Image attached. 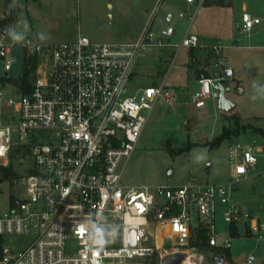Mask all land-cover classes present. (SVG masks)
I'll list each match as a JSON object with an SVG mask.
<instances>
[{"label": "built area", "instance_id": "built-area-1", "mask_svg": "<svg viewBox=\"0 0 264 264\" xmlns=\"http://www.w3.org/2000/svg\"><path fill=\"white\" fill-rule=\"evenodd\" d=\"M260 20L244 10L240 33L249 36ZM9 32L0 27L5 77L9 78L16 46L22 47L24 56L34 53L37 65L29 91L17 86V97H5L0 86L1 163L10 161L16 147L20 161L24 154L32 157L29 171L14 180L22 194L12 196L0 212V264H162L164 257L176 253L184 255L179 264L188 258L201 264L205 254L195 246L200 231L209 247L228 249L230 229L240 221L252 233L264 229L258 217L232 200L235 183L257 162L248 145L229 147L226 183L192 179L171 186L121 181L156 101L172 102L163 81L133 86L138 57L148 46L171 45L160 38L173 35L172 26L154 35L147 25L136 40L121 42L92 41L86 35L54 43L15 42ZM181 46L206 47L188 33L177 47ZM208 49L220 70L197 77L191 98L195 107L213 97L215 83L235 80L223 45L214 42ZM235 88L243 92L241 80H236ZM43 131L48 136L35 140V132ZM218 206L226 223L221 238L216 228ZM92 237L103 243L93 244ZM255 260L248 254L245 263Z\"/></svg>", "mask_w": 264, "mask_h": 264}, {"label": "rangeland", "instance_id": "rangeland-1", "mask_svg": "<svg viewBox=\"0 0 264 264\" xmlns=\"http://www.w3.org/2000/svg\"><path fill=\"white\" fill-rule=\"evenodd\" d=\"M207 1L211 4L207 5ZM207 1L195 9L181 0H0V27L19 34L20 40L54 43L71 41L78 35L100 42L132 41L147 25L154 35L172 26L173 35L160 38L171 45L148 46L138 57L133 82L136 87L159 85L163 81L173 95L172 102L164 98L156 101L124 166L121 181L127 185L171 186L192 179L197 183H226L230 179L229 147L236 143L248 145L255 151L257 162L245 178L235 183L232 200L264 223V0ZM244 10L261 19L249 36L240 33L238 28ZM186 32L199 37L206 46L194 50L197 63L192 65L189 47H177ZM214 42L223 45L225 62L231 65L243 85V92L238 93L236 80L223 81L229 88L226 97L236 105L230 112L219 110L214 97L207 99L202 107H195L191 101L198 86L195 79L198 75L192 73L193 67L203 66L211 73L219 68L207 48ZM12 55L14 61L7 72L9 79L5 77L0 59V86L5 97H17L19 93L14 80L22 73V47H14ZM1 108L2 120H6V106L3 104ZM236 118L242 129L223 139L218 146L210 147V140L223 126L235 128ZM48 134L47 131L35 132L34 138ZM257 148L260 151H256ZM10 158L8 163H1L0 159V164L10 165L17 177L0 181V212L6 209L12 196L22 194L23 189L14 180L28 172L32 165L29 154H24V161L19 160L17 152ZM218 208L216 228L221 238L226 233V223L221 216V206ZM233 228L236 234L230 247L214 249L222 254L228 252L225 264L234 261L246 264L248 254L255 256V262L264 259V229L252 233L240 221L231 227V236ZM195 246L204 253L199 239ZM168 258L164 257L162 264ZM201 264L210 263L203 258Z\"/></svg>", "mask_w": 264, "mask_h": 264}, {"label": "trees", "instance_id": "trees-1", "mask_svg": "<svg viewBox=\"0 0 264 264\" xmlns=\"http://www.w3.org/2000/svg\"><path fill=\"white\" fill-rule=\"evenodd\" d=\"M206 1L207 0H204V3ZM209 4H211V3L207 1V5H209ZM194 50H197V48H193V47L189 48V54H190V59H191L190 65H192V63H194V64L197 63L196 59H195L196 56L194 57ZM36 65H37V57L34 53L30 52L28 55L24 56L22 73L18 79L14 80L22 92L29 91L30 82H31V79L34 75V70L36 68ZM192 73L194 75H198V76L201 73H204L205 75H210L209 71L206 70V68H204L203 66L200 68H197V65L193 67ZM7 79H9V78H7ZM234 122H235V128L234 129H231L230 127H226V126L222 127L221 132L219 134H217L216 136H214L210 140V147L218 146L223 139L229 137L233 133L239 132L240 129H242V125L238 124L237 118L235 119ZM262 134H264V133H262ZM18 149L19 148L16 147L13 150L12 154H16ZM180 151H181V149H180ZM16 177H17V174L11 170L10 165H1L0 164V181H2L3 179L13 180ZM235 234H236V230L233 228L232 229V235H233L232 237H235ZM198 239H199V247L202 251H204L205 254H211V255L221 254V255H224L225 258H227L229 256L228 252H227V254H222L219 251H214L213 249H211L206 244V238L204 237V234L202 231H200L198 233ZM253 264H264V263H253Z\"/></svg>", "mask_w": 264, "mask_h": 264}, {"label": "water", "instance_id": "water-1", "mask_svg": "<svg viewBox=\"0 0 264 264\" xmlns=\"http://www.w3.org/2000/svg\"><path fill=\"white\" fill-rule=\"evenodd\" d=\"M6 74V72H4ZM214 92L213 97L217 100V107L219 110L223 112H230L235 108V103L226 97L225 93L229 90L228 87H225L223 83L218 82L213 85ZM184 258L183 254H172L169 256L168 260L165 262V264H179L182 259ZM205 259L210 264H225V256L218 254V255H211V254H205Z\"/></svg>", "mask_w": 264, "mask_h": 264}, {"label": "crops", "instance_id": "crops-1", "mask_svg": "<svg viewBox=\"0 0 264 264\" xmlns=\"http://www.w3.org/2000/svg\"><path fill=\"white\" fill-rule=\"evenodd\" d=\"M182 1V3H184L185 5H187V6H194L195 7V9H197V8H199V7H201L203 4H205L204 2L202 3V4H199V0H195L194 2H192V3H188V2H185L184 0H181ZM170 17V15L168 16V18ZM187 33V32H186ZM185 35V34H184ZM199 38V37H198ZM207 48H208V46H207ZM208 52L211 54V55H213L210 51H209V49H208ZM213 57L215 58V56L213 55ZM214 61H215V59H214ZM226 65H229V66H231L230 64H228L227 62H226ZM220 69L218 68V69H216L215 70V72L214 73H211V72H209L210 73V75L211 74H215V73H217L218 71H219ZM234 78H235V80H241V79H239L238 77L236 78L235 77V72H234ZM196 79V81H197V78H195ZM259 219V218H258ZM211 249H216L217 247H210ZM226 260V259H225ZM232 260V259H231ZM233 261V260H232ZM245 262V261H244ZM244 262H242V263H244ZM234 264H236V262L234 261L233 262ZM238 263V262H237ZM255 263H264V259H262V260H259L258 262H255Z\"/></svg>", "mask_w": 264, "mask_h": 264}, {"label": "clouds", "instance_id": "clouds-1", "mask_svg": "<svg viewBox=\"0 0 264 264\" xmlns=\"http://www.w3.org/2000/svg\"><path fill=\"white\" fill-rule=\"evenodd\" d=\"M9 35L12 37V39L15 42H19L21 39V36L19 34L14 33V32H9ZM91 239H92L93 244H102L103 243L102 241L97 240L95 237H92Z\"/></svg>", "mask_w": 264, "mask_h": 264}, {"label": "bare ground", "instance_id": "bare-ground-1", "mask_svg": "<svg viewBox=\"0 0 264 264\" xmlns=\"http://www.w3.org/2000/svg\"><path fill=\"white\" fill-rule=\"evenodd\" d=\"M182 264H192V258L185 259Z\"/></svg>", "mask_w": 264, "mask_h": 264}]
</instances>
